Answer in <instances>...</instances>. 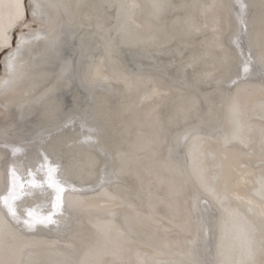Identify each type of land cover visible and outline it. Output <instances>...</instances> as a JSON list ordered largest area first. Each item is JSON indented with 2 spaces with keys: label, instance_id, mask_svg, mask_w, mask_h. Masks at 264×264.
Here are the masks:
<instances>
[{
  "label": "bare ground",
  "instance_id": "bare-ground-1",
  "mask_svg": "<svg viewBox=\"0 0 264 264\" xmlns=\"http://www.w3.org/2000/svg\"><path fill=\"white\" fill-rule=\"evenodd\" d=\"M0 57V264H264V0H0Z\"/></svg>",
  "mask_w": 264,
  "mask_h": 264
},
{
  "label": "snow or ice",
  "instance_id": "snow-or-ice-1",
  "mask_svg": "<svg viewBox=\"0 0 264 264\" xmlns=\"http://www.w3.org/2000/svg\"><path fill=\"white\" fill-rule=\"evenodd\" d=\"M33 15L35 16V11H33ZM245 71H247V67H245ZM19 149H15L14 151H18ZM55 169L49 167L48 169V187L53 188L56 192L55 202L52 204V211L47 215H43L38 213L33 208H27L24 210V219L23 223L29 228H34L36 224H50L55 223L53 220V216L60 210L62 207V193L64 191L63 186L60 182L55 178ZM10 186L5 195H0V207L6 209L7 214L15 221L20 222L21 217L18 214L17 202L23 199V193L25 189V185L21 183L20 178L17 176L14 169L10 170ZM32 188H37L40 185L32 180L30 182Z\"/></svg>",
  "mask_w": 264,
  "mask_h": 264
},
{
  "label": "rangeland",
  "instance_id": "rangeland-1",
  "mask_svg": "<svg viewBox=\"0 0 264 264\" xmlns=\"http://www.w3.org/2000/svg\"><path fill=\"white\" fill-rule=\"evenodd\" d=\"M28 20H29V18H28ZM25 29H18L16 32H15V34L18 36V34H20L21 32H23ZM14 34V37H16V35ZM2 55H4V53L2 54ZM0 62H1V57H0Z\"/></svg>",
  "mask_w": 264,
  "mask_h": 264
}]
</instances>
